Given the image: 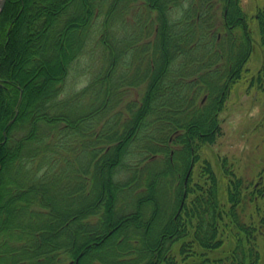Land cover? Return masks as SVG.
Instances as JSON below:
<instances>
[{"label": "trees", "instance_id": "1", "mask_svg": "<svg viewBox=\"0 0 264 264\" xmlns=\"http://www.w3.org/2000/svg\"><path fill=\"white\" fill-rule=\"evenodd\" d=\"M183 1L145 0L142 14L136 0L6 1L0 264H61L60 251L78 264L259 263L264 185L247 190L226 158L225 199L209 161L207 183H191L199 146L220 135L219 113L248 59L246 18L239 0H229L232 27L228 0ZM150 9L158 31L147 27ZM94 40L90 54L105 64L73 91L68 76ZM136 87L142 95L126 102ZM169 174L179 182L167 205ZM128 198L133 208L119 213Z\"/></svg>", "mask_w": 264, "mask_h": 264}, {"label": "rangeland", "instance_id": "2", "mask_svg": "<svg viewBox=\"0 0 264 264\" xmlns=\"http://www.w3.org/2000/svg\"><path fill=\"white\" fill-rule=\"evenodd\" d=\"M135 3L137 4L136 11L139 12L141 1L136 0ZM132 4L131 2L129 7L132 6ZM239 6L246 18V30L250 47L248 59L243 65L241 77L237 79L230 88L224 103V108L219 113L218 118L221 125L220 135L214 143H202L199 146V158L194 164L191 182L199 181L200 185H205L207 183L205 182V177L207 181V176L202 174L201 166L203 163L205 164L206 161H209L222 185L223 199H225V186L227 180L231 178V176L226 175L222 169L221 161L224 158L228 160V164H230L231 168L235 171V175L241 176L244 179L245 184L249 186L247 190L253 189L256 185L257 187L260 184L264 185V35L261 32L260 24V16L264 14V0H239ZM216 8L218 9V20L221 21L223 4L217 1L215 3V10ZM142 11H144V9ZM142 11H140V13ZM101 13L104 14L105 12L102 11ZM154 13L155 12H153V14ZM179 14V11L174 13L175 19L178 18ZM142 29L143 28H140V30ZM153 30L154 28L152 31ZM225 30L226 28L219 25L216 29V34H220V36H222V34L225 35ZM237 31L240 30H236V32ZM152 36L153 35H151V37ZM95 43V40L88 43V53L79 56L75 67L68 76L67 84L70 85L73 91H78L83 88L93 76V72L101 68V64H105L99 54L97 56L92 52L90 54V50H93V47L96 46ZM142 93L143 87L130 89L126 96V102L135 98H140ZM174 147H177V145H174ZM135 160L136 157L129 159L131 163L135 162ZM153 165L152 167L155 171L162 167V164L159 162ZM125 175L126 173L124 176ZM167 178L169 181L165 187L166 192L161 198L163 203L168 205L171 202V197L173 199L175 197L176 186L179 181L176 177L173 178L170 176V174L167 175ZM189 196L191 197L193 195L190 194ZM132 199H126L127 202L124 201V204H122V200L120 201L121 203L118 205L119 213H124L128 208H133L134 202ZM260 202L264 209V198L261 199ZM229 231L223 229L220 236L226 240L232 238L233 235L231 230L229 229ZM258 243L261 251L258 264H264L263 236L258 237ZM179 245L180 242L176 243L173 250V253L177 257H179L177 251ZM194 246L199 248L197 245ZM60 256L63 258L61 264H69L72 260L66 252L60 251ZM94 264L101 263L95 262Z\"/></svg>", "mask_w": 264, "mask_h": 264}, {"label": "flooded vegetation", "instance_id": "3", "mask_svg": "<svg viewBox=\"0 0 264 264\" xmlns=\"http://www.w3.org/2000/svg\"><path fill=\"white\" fill-rule=\"evenodd\" d=\"M140 1H141V3H140L141 6H140V10L139 11H142L143 9H146L148 7L149 2L146 3L145 0H140ZM183 2H186V0H184ZM228 9H229V0L227 1V4H226V10H225V13H224L225 14L224 17H225V22H226L227 26L228 27H232L233 24L232 25L229 24L228 18H227ZM150 10H152V12H155L154 14L153 13L150 14L151 15L150 22H154V23H151V25H147V27L148 28H152V26H153L154 30L155 31H158L159 24L157 23V20H156V15L158 13L157 12L158 10H156V9H150ZM141 13H143V11ZM141 20H142V17H141ZM238 20H241L243 23H245L243 16L242 17L241 16H238ZM145 26L142 25V24L140 25V27H142V28H144Z\"/></svg>", "mask_w": 264, "mask_h": 264}, {"label": "water", "instance_id": "4", "mask_svg": "<svg viewBox=\"0 0 264 264\" xmlns=\"http://www.w3.org/2000/svg\"><path fill=\"white\" fill-rule=\"evenodd\" d=\"M5 2H6V0H0V13H1V11L3 10V8L5 6ZM1 86H2V80L0 78V91H1ZM191 168H192V166H191ZM78 260H79V258H76L75 260H71L69 262V264H78Z\"/></svg>", "mask_w": 264, "mask_h": 264}]
</instances>
